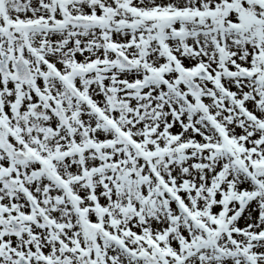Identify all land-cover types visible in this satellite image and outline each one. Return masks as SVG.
<instances>
[{
	"label": "snow or ice",
	"instance_id": "6c2138e0",
	"mask_svg": "<svg viewBox=\"0 0 264 264\" xmlns=\"http://www.w3.org/2000/svg\"><path fill=\"white\" fill-rule=\"evenodd\" d=\"M0 264H264V0H0Z\"/></svg>",
	"mask_w": 264,
	"mask_h": 264
}]
</instances>
